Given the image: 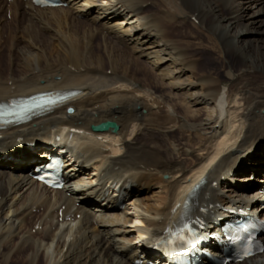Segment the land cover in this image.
I'll return each mask as SVG.
<instances>
[{
	"label": "bare ground",
	"instance_id": "bare-ground-1",
	"mask_svg": "<svg viewBox=\"0 0 264 264\" xmlns=\"http://www.w3.org/2000/svg\"><path fill=\"white\" fill-rule=\"evenodd\" d=\"M63 1L0 0V100L79 92L0 130V264H86L110 240L112 264H173L156 242L197 185L211 233L229 208L264 215V0ZM109 120L118 131L92 130ZM55 147L74 161L60 190L29 174Z\"/></svg>",
	"mask_w": 264,
	"mask_h": 264
},
{
	"label": "rangeland",
	"instance_id": "rangeland-1",
	"mask_svg": "<svg viewBox=\"0 0 264 264\" xmlns=\"http://www.w3.org/2000/svg\"><path fill=\"white\" fill-rule=\"evenodd\" d=\"M233 9H234V7H233ZM3 14V16L5 15V12L3 11L2 12ZM6 18L8 19V20H10L11 21V18H12V16H11V14L9 13V14H7L6 15ZM79 19H81L80 17H79ZM0 22H2V21H0ZM196 22H198V21H196ZM21 27V26H20ZM19 27V28H20ZM31 28V27H30ZM39 27L37 26V27H35V31H34V29H31L33 32H37V33H39ZM5 33H10V30H7V31H5ZM7 34H4V39L6 40V45H5V47H4V49H12L13 48V44H14V41L12 40V39H8V35ZM100 41H103V38L102 39H95V42H96V44H98V43H100ZM11 43V44H10ZM13 45V46H12ZM3 53H5V50L3 51ZM3 57L5 58V55L3 54ZM207 62H208V57L207 56H205L204 57V65L205 66H208V64H207ZM10 79H12V78H10ZM263 89H264V85H263ZM108 102H110V100H108ZM99 107V105H96V108H98ZM140 107V106H139ZM137 108V109H140V108ZM157 107V105H154V109H157L156 108ZM145 111V110H144ZM70 115V114H69ZM68 115V116H69ZM113 121V120H112ZM124 152V151H123ZM246 160H247V158H246ZM244 174H247V172L246 171H240L239 173L238 172H235V177H237V178H240V177H242ZM168 176V177H167ZM261 176H258L257 177V179L258 178H260ZM165 178H169V175L168 174H165ZM257 179H255V180H257ZM234 180V181H233ZM232 180V184H235V183H238V181H235V179H233ZM254 182H256V181H254ZM250 183H252V182H250ZM225 185H226V183H225ZM222 186V187H221ZM221 186L219 187V189H220V192L223 194V193H225L226 191H224V183H222L221 184ZM240 191L241 190H237V193L238 194H240ZM0 200H1V197H0ZM78 203L80 204V202L79 201H77V204H76V206H79L78 205ZM80 217V215H78V218ZM50 218V217H49ZM49 218H47V221L48 222H50L49 221ZM96 222L97 221H95V223L93 222V225L94 226H96ZM100 229L101 228H99V232L102 234V236H104V232H101L100 231ZM104 239H106V237L104 236L103 237ZM111 244V247L113 248V249H111V251L109 252V256L106 258H104V256L100 259L99 257H98V254H99V252H100V248H96L95 249V251H94V253L91 255V258H89L88 260H87V262H86V264H112V262H115L117 259H118V256L116 255V253L114 252V250L117 248V245L118 244H116V242L115 241H113V240H110L109 241ZM48 252H50V253H53V247H49L48 248Z\"/></svg>",
	"mask_w": 264,
	"mask_h": 264
},
{
	"label": "water",
	"instance_id": "water-1",
	"mask_svg": "<svg viewBox=\"0 0 264 264\" xmlns=\"http://www.w3.org/2000/svg\"><path fill=\"white\" fill-rule=\"evenodd\" d=\"M111 127H113L114 131H118V129H119V126L113 121H106V122H103V123H100V124L92 126V128L95 131L107 130V129L111 128Z\"/></svg>",
	"mask_w": 264,
	"mask_h": 264
}]
</instances>
